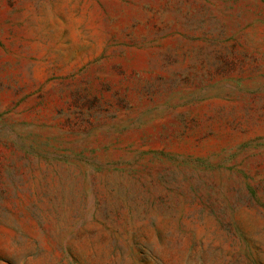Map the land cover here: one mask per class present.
I'll list each match as a JSON object with an SVG mask.
<instances>
[{"label": "rangeland", "instance_id": "obj_1", "mask_svg": "<svg viewBox=\"0 0 264 264\" xmlns=\"http://www.w3.org/2000/svg\"><path fill=\"white\" fill-rule=\"evenodd\" d=\"M0 264H264V0H0Z\"/></svg>", "mask_w": 264, "mask_h": 264}]
</instances>
